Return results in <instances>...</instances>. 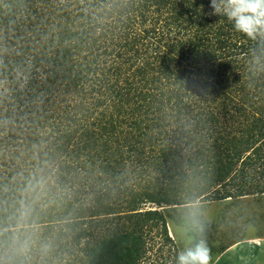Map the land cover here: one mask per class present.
<instances>
[{
	"label": "trees",
	"instance_id": "1",
	"mask_svg": "<svg viewBox=\"0 0 264 264\" xmlns=\"http://www.w3.org/2000/svg\"><path fill=\"white\" fill-rule=\"evenodd\" d=\"M212 11L210 0H121L104 32L65 52L49 109L68 157L108 184L81 264H168L152 247L173 242L166 209L142 205L181 203L141 189L152 173L160 185L190 176L202 202L248 195L251 180L264 192V71Z\"/></svg>",
	"mask_w": 264,
	"mask_h": 264
},
{
	"label": "clouds",
	"instance_id": "2",
	"mask_svg": "<svg viewBox=\"0 0 264 264\" xmlns=\"http://www.w3.org/2000/svg\"><path fill=\"white\" fill-rule=\"evenodd\" d=\"M210 7L250 42L249 67L264 71V0ZM120 10L121 0H0V264L82 262L79 242L108 184L63 150L50 81L68 67L65 52L104 32ZM181 208L193 235L175 264H214L192 181Z\"/></svg>",
	"mask_w": 264,
	"mask_h": 264
},
{
	"label": "rangeland",
	"instance_id": "3",
	"mask_svg": "<svg viewBox=\"0 0 264 264\" xmlns=\"http://www.w3.org/2000/svg\"><path fill=\"white\" fill-rule=\"evenodd\" d=\"M259 144L260 142L256 141L254 145L258 146ZM251 152L253 153V151ZM211 159H213V157H211ZM240 164H242V162ZM247 168H245L242 173H238L241 175L236 180H238L240 184V181L244 179L243 176L252 172V169L248 170ZM190 171H195L196 174H198L200 169H198V171H196V169ZM156 174L160 176L158 173ZM151 175L152 178L149 179L150 183L144 182L142 185L140 184L141 189L145 193L153 192L160 196H169L178 201V203H182L185 186L189 181H192L190 176L184 179L182 174L176 173L174 174V179L177 180V182L171 183L169 180H164V183L160 185L155 178V174L152 173ZM255 177H258L257 174H255ZM251 185H253V187L248 189L249 194L242 197L205 202H202L203 198H199L205 208L203 237L212 248L214 260L222 250L236 242L264 238V192L262 193V190L256 188L255 181L252 182L251 180ZM248 186L250 185L246 187ZM202 191L203 190L200 188H197V194ZM207 191L208 187L205 188L204 193ZM142 206L144 209L143 211L166 209L164 210V216L168 222V232L173 242L163 241V245L161 246L160 240H157V245L155 242L152 244V247L154 248L153 253H157L159 250L158 255L168 261V264H175V257L178 251L188 244L190 237L193 235V233L187 230L186 223L182 218L181 206L175 205L173 207L165 206L159 208L158 205L154 203H146ZM158 228L159 229L155 230H161L162 233V227ZM160 261L162 260L160 259Z\"/></svg>",
	"mask_w": 264,
	"mask_h": 264
},
{
	"label": "crops",
	"instance_id": "4",
	"mask_svg": "<svg viewBox=\"0 0 264 264\" xmlns=\"http://www.w3.org/2000/svg\"><path fill=\"white\" fill-rule=\"evenodd\" d=\"M214 264H264V238L242 240L228 246Z\"/></svg>",
	"mask_w": 264,
	"mask_h": 264
}]
</instances>
